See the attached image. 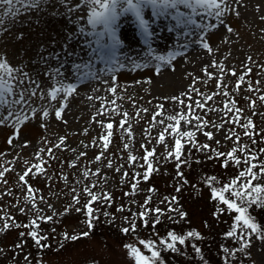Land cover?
Returning a JSON list of instances; mask_svg holds the SVG:
<instances>
[{
    "label": "snow or ice",
    "instance_id": "obj_1",
    "mask_svg": "<svg viewBox=\"0 0 264 264\" xmlns=\"http://www.w3.org/2000/svg\"><path fill=\"white\" fill-rule=\"evenodd\" d=\"M57 4L63 7L64 11L56 9L49 14L63 25L60 30V51H49L47 47L40 45L36 52L37 59L30 57L28 62L20 60L13 63L15 56L28 55L29 50L24 49L21 52L17 49L12 58L6 51L0 50V127L12 129L6 142L9 146L15 147L14 141L20 140L22 128L33 120L41 121L39 127L45 130L48 128L50 115L56 121L67 124L64 113L69 107L70 98L78 94L79 86L91 80L100 81L102 76H110L111 83L107 79L102 80V83L108 85L106 91L113 99L106 100L102 96L93 95L87 97L89 101H101L100 107L90 120L91 123L99 126L101 132L88 144L81 141L84 149L89 147L99 149L91 163L101 167L95 170L90 167L84 168L81 172L83 180L75 181V184L83 185L80 191L75 186H69L67 175L63 172L59 174V179L69 187L72 195L69 204L63 211L58 212L51 203H48L44 195L38 197L40 190L33 188L28 178L44 177L51 195L59 198V194L52 191L54 177L47 173L45 165L49 160L57 159L54 149L73 152L77 150L69 149L66 144L67 136H59L55 143L43 137V142L46 145L52 143V146L39 148L35 153L38 162L30 163L25 160L26 167L22 172L17 173L26 206H19V198L16 204L10 205L17 208L21 215L28 216L31 213L32 218L28 223L22 224L8 214L7 210L0 209L3 213L0 214V224H2L0 233L12 228L27 230L19 232L21 239L13 246V250L23 252L26 237L31 238L40 252L51 249L52 245L47 243L49 236L42 234L44 229L41 223H56L58 221L54 220V217L70 215L72 212L84 215L83 223L87 231L78 233L64 231L61 234L62 241L77 242L91 239L93 230L100 221L98 215L100 207H111L114 203L111 192L102 188V184L108 182L104 169L119 174L120 184L128 185L129 191L123 193L124 197H135L140 191L139 185L150 181L153 174L160 171L161 163L174 164L173 179L177 181L174 192L177 195L164 196L159 201V205L165 207L153 206L152 194L158 191L153 186L147 189L148 194L138 205L137 211H133L129 205L118 206L115 210L117 213L127 211L130 214L123 217L127 226L119 228L121 233L127 235L135 232L138 227L137 221L144 228H148L151 224L155 229L164 216L173 223L179 222L176 220L177 216L179 220L186 219L187 213L180 206L178 194L185 185L189 184L183 168L191 166L194 150L203 153L207 160L220 162L221 168L227 169L232 165L237 170V173L226 182H221L216 175L206 176L203 180L210 191L211 200L216 202L213 217L217 220L226 214L231 217V224L223 236L227 240H232L235 246L220 245L221 264H243L241 257L250 264H258L252 249L258 241L260 246L257 247V252H264V224L258 221L252 210L254 207L264 209V159H262L264 147H256L258 142L264 144V127H258L253 117H264V112L258 111V107L264 105V87L261 86L264 81V64L257 63L251 55H247L245 60L241 61L242 70L238 75L237 68L229 63L231 49L224 54L221 53L219 46L210 43L211 36L221 29L224 33L220 40L221 44L231 45L234 42L233 38L236 40L240 38L239 33L228 22V18L241 16L239 9L246 8L244 0H55V3L53 0H0V37L17 26L27 27L29 22H32L33 14L39 17L50 7L55 9ZM260 11L261 5L257 4L256 12ZM258 18L264 22V15H259ZM125 21H130L134 26L135 36L143 45L142 53L135 58L122 51L125 40L121 31ZM35 23H39V19ZM160 30H165L172 36L171 44L163 51L159 50L157 41L169 37L160 36ZM260 33V39H264V28L260 29ZM15 38L23 41L24 32L19 31ZM56 43L57 41L53 39V48ZM77 47L80 49L79 53L76 51ZM194 47L202 49L210 59L201 66L200 75L193 72L185 73L184 78L189 83L184 91L163 97L164 101H171L178 106L174 114L165 113L164 103H157L154 106L148 127L143 130L144 142L139 145L143 155L134 154L133 124L130 122L129 113L121 111V105L117 104V100L123 97L118 94V89L122 86L117 83L116 74L122 70L137 71L149 68L153 69L157 76L164 68L175 72L178 59L182 63H190L187 54ZM29 64L33 66L31 69ZM37 65H42V69L37 68ZM97 65L102 67L97 68ZM254 67L259 69L257 75L260 79L255 81L246 79L251 77ZM229 76L235 78L231 83L227 81ZM212 81H215L214 85H210ZM135 83L151 84L152 80L149 77L143 81L137 80ZM198 85L208 87L209 91H202ZM94 91L98 92L100 89ZM216 97L221 98V106H216ZM129 100L135 107V100L132 97H129ZM241 100L244 106H240ZM148 103L151 104V101ZM198 111L203 115L198 114ZM247 111L251 114L246 115ZM149 112V108H138L131 119L141 118V113ZM209 113L219 114L220 123L207 119ZM100 116L105 119H97ZM114 116L120 119L116 121L113 119ZM182 122L190 127L182 130ZM157 127H161L162 130L152 136V129ZM212 129H215V132ZM237 129L242 130V135ZM87 132L88 129L83 130V134L86 135ZM117 132L122 144L120 151L126 153V157L110 154V147ZM221 132L223 133L221 140L215 139L216 134ZM197 133L202 134L206 141L213 142L216 147L208 142L201 143L197 139ZM169 137L172 140L171 144L168 143ZM244 137H247L248 142H242ZM153 140L155 145H152ZM222 140L232 142L229 150H220ZM29 144L30 141L24 140L19 147L27 148ZM157 145L164 147V151L159 155ZM5 155L0 152V158ZM45 156L48 159H45ZM86 156V151H79L76 158L69 161L67 166L77 168L81 158ZM117 160L123 162L117 163ZM194 162L200 164L202 161ZM12 163L7 161L9 165ZM64 163L61 161V164ZM137 168L142 171H136ZM12 171L14 167L0 164V184L8 185L6 174ZM91 177L98 178V181L85 184L84 181ZM98 187L101 191H94ZM191 187L196 188V185L192 184ZM81 192L87 198L84 203H81ZM12 194L11 188H5L0 191V199ZM38 200L46 206L51 215H47L44 209L38 206ZM136 204L135 199L130 200V205ZM103 216L108 224H112L116 219L115 215L108 211H104ZM205 226H207L206 222ZM51 231L54 233L56 229L52 228ZM152 235L158 236V233L153 232ZM193 239L202 240L203 237L195 230L184 234L170 230L158 241L151 238L139 239L138 245L143 247V251L141 247L131 243H126L123 247L132 264H165L162 251L183 254L181 249L187 247L188 241ZM63 247L64 244L57 241L55 251ZM191 248L200 257L202 264H208L199 246L193 243ZM19 252L16 254L18 255ZM3 253L4 249L0 248V254ZM31 259V254L24 255V261L28 264H31ZM92 264H99V261L93 258Z\"/></svg>",
    "mask_w": 264,
    "mask_h": 264
},
{
    "label": "rangeland",
    "instance_id": "obj_2",
    "mask_svg": "<svg viewBox=\"0 0 264 264\" xmlns=\"http://www.w3.org/2000/svg\"><path fill=\"white\" fill-rule=\"evenodd\" d=\"M55 3V0H53ZM246 8H240L241 16L235 18L230 16L228 22L233 28L239 33V39L236 40L233 38L234 42L231 45H224L220 43V40L223 36V29L216 31L214 35L211 36L210 43L213 46H219L221 53L227 54L229 49H231L232 55L229 58V63L231 66L237 68L238 75L241 72V61L245 60L247 55H251L253 60L259 64H264V39H260L261 33L260 29L264 28V22L259 20V15H264V0H244ZM261 5V11L256 12V5ZM58 9L59 11H64L63 7L56 5L55 9L49 8L46 13L41 14L37 17L33 14L32 22H29L27 27L20 28L19 26L12 29L11 32L5 33L3 37H0V50L6 51L9 54V57L12 58L13 55L17 52V49H20L23 52L24 49L29 50L28 55H17L13 60V63H17L20 60L28 62L31 58L37 59L36 52L39 50L40 45L47 47L49 51H60V30L62 28V23L56 18L52 17L49 13L53 10ZM26 19V18H22ZM39 19V23L35 21ZM19 31L24 32L23 41L17 40L16 34ZM135 28L130 21H125L122 26L121 35L125 40V47L122 49L124 53L132 57H138L143 51V45L139 43L138 37L135 36ZM160 36H168L166 40L157 41L159 50L163 51L166 49V46L171 44L172 36L167 34L165 30H160ZM55 39L57 43L53 48L52 41ZM77 53L80 52L79 47L76 48ZM188 59L190 63H182L178 59L176 71L172 72L168 68H164L159 76L154 74V70L142 69L137 71H127L122 70L117 73V83L122 87L118 89L119 96H122L123 99H118L117 104L121 105V111H126L129 113L130 122L133 124V130L135 135V146L133 153L136 155H143V151L139 149V145L144 142L143 130L148 127V121L151 119V110L157 103H164L165 113L174 114L178 110V106L171 101H164L163 97L176 95L181 91H184L188 80L184 78L186 72H193L196 75H200V68L204 63H207V60L210 57H207L206 53L203 52L199 47H194L193 50L188 52ZM219 56V54H217ZM54 63V62H53ZM33 66L29 64L31 69ZM39 69H42V65L36 66ZM102 67V65H97V68ZM259 69L253 68V73L251 77H246V79H260V76L257 75ZM151 78L152 83H142L136 84L137 80H145ZM41 79H43L41 77ZM107 79L111 83L110 76H102L100 81L91 80L81 84L78 88V94L74 95L69 100V107L65 110L64 119L67 120V124L56 121L52 115L49 117L48 128L47 130L39 127L41 121L33 120L27 123L21 131L20 140L14 141L13 146L7 144V137L11 134L12 129L6 127H0V152L5 153L6 155L0 158V164L4 166L14 167V171L6 174V179L8 180V185L5 186L0 184V191H3L5 188L12 189L11 196H3L0 199V209L7 210L8 214L14 216L19 223H28V220L32 218V214L29 213L28 216L21 215L17 208L11 207L10 205L17 203V198L20 200V207H25L26 205L23 202V191L21 186L18 183L17 173L22 172L26 167L24 161L27 160L30 163H37L35 159V153L41 147H51L52 143L57 142L59 136H67L66 144L69 149H76V152L70 150H56L55 154L57 156L56 160H49V163L45 165L47 173L53 175L54 179L52 181V191H55L59 194L57 196L51 195L47 185V181L42 176L29 177V183L35 189H39V195H44L48 200V203H51L54 208L60 212L63 211L64 207L69 204L71 201V192L69 187H66L64 182L59 179V174L63 172L69 178V186H75L78 191L83 187L82 184H75L76 180H83L81 172L85 167H90L92 170H95L101 165L91 163L95 155L98 153L99 149L89 147L84 149L81 145L83 143L88 144L94 137H97L101 132L99 126L95 123H91V117L100 107L101 101L93 100L89 101L87 97L89 95L93 96H102L106 100H111L113 97L106 91L108 85L102 83V80ZM234 77H227V81L231 83L234 81ZM215 81L210 82V85H214ZM262 87H264V81H262ZM202 91L208 92L209 88L203 85H198ZM127 89L126 91L124 89ZM94 89H100V91H94ZM129 97H132L135 100V107L133 106L132 101L129 100ZM255 98V95H254ZM151 101V104L148 103ZM221 98L216 97L215 102L216 106H221ZM210 104L212 102H209ZM240 106H244V102L241 100ZM111 107V105H109ZM138 108H149V113H141V118L131 119L135 115V112ZM258 111L264 112V105L258 107ZM198 114L203 115L202 112L198 111ZM251 112L247 111L246 115H250ZM207 119L214 120L217 123H220V117L217 113H209L206 117ZM97 119H105V117H97ZM114 120L118 121L120 117L114 116ZM159 119V118H158ZM255 123L258 127H264V117H253ZM190 126L184 125L181 123V129L187 130ZM88 129L87 134H83V130ZM161 127L152 129V136H155ZM207 130V129H206ZM215 132V129H212ZM241 132L242 130L237 129ZM223 133L216 134L215 139L221 140ZM43 137H47L52 143L45 144L43 142ZM127 139V137H125ZM197 139L201 142H208L212 144L213 147H216L215 144L211 141H206V138L197 133ZM24 140L30 141V144L27 148L19 147L20 143ZM259 141V137H257ZM242 142H248L247 137L243 138ZM168 143L171 144L172 140L169 137ZM152 145H155V140L152 141ZM151 146V145H150ZM232 142H224L222 140V151H227L231 148ZM257 148L264 147V144L258 142ZM122 144L120 141V135L117 132L114 136L113 144L110 147V154L115 153L117 156L123 155L126 157V153L120 151ZM157 154L159 155L164 151L163 145H157ZM79 151H86L87 156L81 158L78 163L77 168H69L67 163L76 158V155ZM187 153V149L185 150ZM48 159L47 156L44 157ZM162 159V158H161ZM264 159V157H262ZM190 167H184L183 171L186 178L189 180V184L185 185L182 188V191L179 195V203L183 211L187 213V217L184 220H179V217H176L177 221H180L181 224H184V229L190 226L192 230L198 231L201 233L203 239L209 237L211 233H216L215 237L219 236V233L229 228L231 224V217L229 215H223L219 220L213 217L212 213L215 209L216 202L211 200V195L208 187L203 183V180L206 176L216 175L221 182H226L229 176H234L237 173V170L234 166L230 165L227 169L220 167V162L215 160H207L206 156L203 153L195 152L193 150ZM202 161L200 164H196L194 161ZM7 161H12L11 165L7 164ZM61 161H64V164H61ZM117 163H122L123 161L117 160ZM142 163V161H140ZM210 162L212 164L209 166L207 164ZM203 164L205 166H203ZM127 168V165H125ZM229 169L233 170V173H229ZM210 170H212L210 172ZM105 174L108 176L107 184H102V188L105 191L111 192L114 197V203L111 207H100L98 215H100V221L97 223L96 227L93 230L91 239H82L77 242L62 241L61 234L64 231L69 233H78L81 231H87V228L83 221L85 217L82 213L72 212L70 215L54 217V220L58 221L56 223H48L51 225L50 229L43 228L44 232L49 236L47 243L52 245L51 249H45L44 254L39 258L35 259L31 255V264H92L93 258L99 261V264H132V261L127 256L126 249L123 247L126 243L135 244L136 246L143 247L138 245L139 239H153L156 235H152L154 229L149 224L148 228H144L140 225V222L137 221L138 227L135 232H130L125 235L119 231L121 226H127L124 223L123 217L130 215L127 211L124 213H117L115 210L121 204L129 205L132 207L133 211L138 210V205L143 202L144 197L148 194L147 189L149 187H155L158 191L153 193L152 205H159V201L164 196L177 195L174 192V187L177 183L173 177L175 176L174 164L161 163L160 171L153 174L150 181L142 182L139 185L140 191L135 197H124L123 193L129 191L128 185L120 184V175L114 173L112 170L104 169ZM130 174H131V170ZM136 171H142L137 168ZM214 171V172H213ZM236 171V173H235ZM98 178L91 177L89 180H85L84 183L97 182ZM102 183V182H101ZM192 184L196 185V188L191 187ZM94 191H101V188L94 189ZM37 197V199H38ZM87 198L81 192V203H84ZM135 199L137 201L136 205H130V200ZM38 206L43 208L47 215H51V212L46 208L42 203H39ZM160 207H165L164 205H159ZM108 211L113 213L116 217L115 221L112 224L105 222L106 218L103 216V212ZM0 214H3L0 212ZM161 222H171L167 219V216L161 218ZM187 222V223H186ZM205 222L207 226H205ZM100 230H98V226ZM186 224V225H185ZM45 225V224H44ZM2 226V224H0ZM52 228H55L56 231L53 233ZM27 231L24 228L15 229L12 228L7 232L0 233V248L4 249V253L0 254V264H28L24 261L25 254H31L30 247L27 242L25 244L23 252L19 250H13V246L19 242L21 239L19 237V232ZM222 234H224L222 232ZM221 234V235H222ZM208 239V240H209ZM57 241H61L64 244V247L59 251H55L57 248ZM202 242V241H201ZM223 245L231 246L234 245L232 240L225 239ZM235 246V245H234ZM260 246V242H256V246L253 247L252 251L254 258L257 260L258 264H264V252H257V247ZM206 247V246H205ZM220 247V245L215 246V248ZM207 261L208 264H221L222 252L220 248L213 249L211 251L207 249ZM19 252L17 255L16 253ZM214 256H212V254ZM15 255V259L13 256ZM198 262L196 264H202L200 257L197 258ZM243 264H250L249 261L241 257ZM18 262V263H17Z\"/></svg>",
    "mask_w": 264,
    "mask_h": 264
},
{
    "label": "trees",
    "instance_id": "obj_3",
    "mask_svg": "<svg viewBox=\"0 0 264 264\" xmlns=\"http://www.w3.org/2000/svg\"><path fill=\"white\" fill-rule=\"evenodd\" d=\"M207 164H209V166L212 165V164H210V162H208ZM203 166H205V165L203 164ZM211 171L212 170H210V172ZM228 171H229V173H233L234 172L231 169H229ZM235 173H236V171H235ZM229 177H232V176H229ZM252 214L254 216H256V218L258 219V221L261 224H264V209H256L254 207L253 210H252ZM100 226H102V225L99 224L98 230H100ZM41 227L45 228V229L47 228L49 230L51 225H49L48 223H43L42 222L41 223ZM183 227H184V224L183 223L181 224L180 221L178 223H173L172 221L171 222H165V223L161 222L154 229V231H156V233H158V236H155L153 238L158 241L159 238L165 237L166 233L168 231H170V230L175 231L178 234H184L187 231H191L192 230V228L190 226H188V228H186V229H184ZM96 230H97V226H96ZM222 232L225 233L226 229L221 231L219 233L218 237H215L216 233L212 232L211 235H210V239L208 237V238L202 239V240H194L193 239V240L188 241V246L181 249V252L183 254L171 253L169 251H162V253H161L162 259L165 262V264H196L198 262V260H197L198 256L193 252V250L191 248V244L194 243L197 246H199L202 249V253H203L204 257L207 259L206 247H207L208 250L211 251V247L213 249H218L220 247L215 248V246L224 244L225 238H224ZM25 239H26V242H27L28 246L30 247L31 255L35 259H39L44 254V251L43 252L38 251L37 248L34 246L33 241L31 240V238H27L26 237ZM178 247H180V246L178 245ZM228 247H234V245H231V246H228ZM211 254H212V256H214L213 253H211ZM244 264H246V263H244Z\"/></svg>",
    "mask_w": 264,
    "mask_h": 264
}]
</instances>
